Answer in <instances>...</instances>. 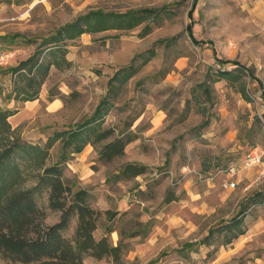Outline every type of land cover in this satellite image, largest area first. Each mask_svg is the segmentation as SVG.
Instances as JSON below:
<instances>
[{
  "label": "rangeland",
  "instance_id": "obj_1",
  "mask_svg": "<svg viewBox=\"0 0 264 264\" xmlns=\"http://www.w3.org/2000/svg\"><path fill=\"white\" fill-rule=\"evenodd\" d=\"M79 21L87 24L68 41L72 65L52 66L37 100H10V68ZM3 51L11 56L0 66V108H18L11 126L31 142L44 143L91 117L111 77L125 67L137 69L104 123L121 130L136 118L131 130L137 139L110 163L87 145L65 172L89 190L94 208L124 213L118 229L141 230L123 239L120 264H264V175L261 168L243 167L251 148L264 151V0H0ZM218 58L238 61L245 74L234 83L213 82L219 69L237 67ZM61 153L58 142L49 162ZM127 162L148 171L115 180ZM230 165L238 168L235 176ZM47 211V224L59 220L60 212ZM242 212L246 232L222 244L218 229ZM105 221L103 215L97 239ZM211 229L213 242L206 244ZM109 238L114 245L120 241L118 231ZM84 263L116 264L91 255ZM0 264L20 263L0 252Z\"/></svg>",
  "mask_w": 264,
  "mask_h": 264
},
{
  "label": "trees",
  "instance_id": "obj_2",
  "mask_svg": "<svg viewBox=\"0 0 264 264\" xmlns=\"http://www.w3.org/2000/svg\"><path fill=\"white\" fill-rule=\"evenodd\" d=\"M86 24V21H79L59 30L45 39L32 55L10 68L13 75L10 100L27 102L38 99L51 67L63 69V65H72L67 58L68 41L82 34ZM217 60L222 64L233 62L237 67L219 69L211 78L213 82L226 79L234 83L246 72L238 61ZM136 72L134 67L118 70L111 77L107 95L91 117L75 127L55 131L44 143L23 139L12 128L9 119L18 113V108H0V252L3 258L20 264H85L84 257L91 255L98 259L112 257L116 264L121 263L123 239L138 236L141 230L128 233L118 229L115 222L119 214L124 213L94 208L89 190L77 187L65 172L68 163L87 145L98 151L99 161L110 163L124 155L127 145L137 139V134L131 130L136 118L128 121L121 130L104 125L105 116L115 107V100ZM58 142L62 144L61 156L50 163L51 149ZM147 171L148 166L143 163L127 162L114 179H132ZM45 196L46 206L42 204ZM173 199L174 196L168 197V201ZM47 209L60 212L57 222L46 223ZM103 215L106 232L97 239L94 232ZM74 221V233L69 237L67 232ZM218 230L223 234L222 244L232 243L246 232L243 212ZM116 231L120 241L114 245L109 235ZM214 234L215 230L211 229L203 242L211 244Z\"/></svg>",
  "mask_w": 264,
  "mask_h": 264
},
{
  "label": "built area",
  "instance_id": "obj_3",
  "mask_svg": "<svg viewBox=\"0 0 264 264\" xmlns=\"http://www.w3.org/2000/svg\"><path fill=\"white\" fill-rule=\"evenodd\" d=\"M11 54L8 52H0V66H3L7 63V61L10 59ZM261 152V153H260ZM264 151H260L258 147L251 148L248 153L245 156V159L243 161V167L245 168H252L257 167L262 169V175H264V159L263 155ZM237 166L236 165H230L228 168V172L232 176H235L237 174ZM231 185H235V181L230 182Z\"/></svg>",
  "mask_w": 264,
  "mask_h": 264
},
{
  "label": "crops",
  "instance_id": "obj_4",
  "mask_svg": "<svg viewBox=\"0 0 264 264\" xmlns=\"http://www.w3.org/2000/svg\"><path fill=\"white\" fill-rule=\"evenodd\" d=\"M55 100H54V102L56 103V104H60V100H59V98H54ZM37 100V99H36ZM15 101V100H14ZM16 102V101H15ZM27 102H32V101H27ZM13 117V116H12ZM11 118V117H10ZM10 120V119H9Z\"/></svg>",
  "mask_w": 264,
  "mask_h": 264
}]
</instances>
